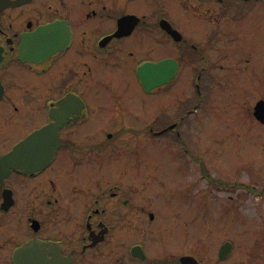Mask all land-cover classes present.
<instances>
[{"label": "flooded vegetation", "instance_id": "1", "mask_svg": "<svg viewBox=\"0 0 264 264\" xmlns=\"http://www.w3.org/2000/svg\"><path fill=\"white\" fill-rule=\"evenodd\" d=\"M242 115L264 126V0H0V157L43 130L0 163V264H239L189 229L213 225L208 138ZM170 145L187 174L166 189L144 161Z\"/></svg>", "mask_w": 264, "mask_h": 264}, {"label": "rangeland", "instance_id": "2", "mask_svg": "<svg viewBox=\"0 0 264 264\" xmlns=\"http://www.w3.org/2000/svg\"><path fill=\"white\" fill-rule=\"evenodd\" d=\"M239 125L246 130L237 134L222 133L219 143L208 138L204 158L211 174L208 183L209 200L196 204L194 210L201 213L204 208L207 221L211 220L213 225H208L207 229L202 225L201 220H197L190 227L189 234L191 242L225 241L230 244L232 242L235 249L233 257L236 262L253 264L259 260L258 255L261 254V247L264 246V198L253 192L264 190L258 186V183L253 182L255 179L264 177V126L255 124L254 131H247L251 129H247L248 124L243 115ZM216 134L209 132L208 136L213 138ZM156 147L150 150L149 158L144 161L145 169L156 177L165 176L162 179V187L166 189L174 187L183 175L187 174L185 159L171 145L165 148ZM201 152L198 151V155H201ZM198 165H189V174L199 177L201 168ZM214 178L223 182H238L240 186L237 184L230 189H215L216 184L211 181V179L215 180ZM200 180L196 196H203L205 190L206 182L201 178ZM225 184L224 187H227L229 183ZM246 185L252 186L253 191L245 188ZM164 201L167 205L171 203L168 197H165ZM158 204H162L160 200ZM218 205L223 213L220 219L219 212L221 211ZM235 206L237 210L232 208ZM176 231L181 232L184 238L180 239L179 234L174 233L171 239L166 237L165 241L185 242L187 240L188 237L181 229L177 228ZM162 237L163 235L160 239ZM253 243L257 244L255 248L252 247ZM214 249L215 245L209 243V253H213Z\"/></svg>", "mask_w": 264, "mask_h": 264}, {"label": "water", "instance_id": "3", "mask_svg": "<svg viewBox=\"0 0 264 264\" xmlns=\"http://www.w3.org/2000/svg\"><path fill=\"white\" fill-rule=\"evenodd\" d=\"M258 109H259V107L257 106L256 110L258 111ZM42 134H43V130H41V131L29 136L24 141L20 142L18 145H16L14 147V149L12 151H10L6 155L0 157V163L12 162L14 159L17 158V156L19 154L22 155V157H21L22 161L27 160L28 157H27V155L24 154V151L29 148V146H30L29 144L33 140H35V139H37L39 137L41 138ZM43 143H45V142L43 141ZM56 146H57L56 142L55 143L50 142L48 149H46V148L43 149V153L45 154L43 159H44V161L46 163L50 160V158H51V156H52V154L54 152V147H56ZM47 154H48V156H47ZM23 163L22 164H18V165L20 167L26 168V166H25L26 164L24 163V165H23ZM181 262L183 264H200L193 257H184V258L181 259Z\"/></svg>", "mask_w": 264, "mask_h": 264}]
</instances>
